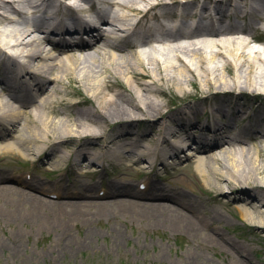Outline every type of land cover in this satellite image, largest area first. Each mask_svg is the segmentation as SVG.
<instances>
[{
  "label": "bare ground",
  "instance_id": "1",
  "mask_svg": "<svg viewBox=\"0 0 264 264\" xmlns=\"http://www.w3.org/2000/svg\"><path fill=\"white\" fill-rule=\"evenodd\" d=\"M4 1L0 0V39L11 50L0 49L5 76H0V85L17 67L22 88L16 85L17 98L0 93V225L54 232L49 250L65 253L92 245L98 231L91 224L102 218L114 222L109 226L112 245L126 238L119 218L122 223H164L221 246L232 264H255L241 243L221 231L225 217L220 209L203 214L204 202L176 190L174 184L166 187L149 180L140 187L132 179L115 176L106 181L74 179L53 191L57 198H48L38 191L50 192L53 186L15 173L3 161L27 152L57 170L66 162L77 168L85 163L97 167L104 157L118 164L132 157L144 169L157 160L165 164L169 157L173 162L180 151L189 149V163L182 168L192 166L194 172H189L194 179L200 176V185L236 199L228 203V210L243 224L264 230V45H252V38L264 31V0H58L50 16L36 20L33 29L28 18L19 21L2 13ZM125 9L134 17L125 16ZM150 10L166 15L146 19L157 22L150 25L156 43L138 24ZM173 16H178L179 33L164 29ZM191 16L216 19L212 24L218 27L198 25L199 32L191 34L185 25ZM229 16L234 21L225 25ZM16 23L20 24L13 30L7 28ZM61 29L65 36L55 38L54 32ZM236 32L239 35L232 36ZM176 34L182 41L174 38ZM188 84L198 87V101L170 115L195 118L201 112L208 118L197 125L165 122L164 105L155 95L170 88L187 98ZM69 87L82 97L68 98ZM141 117L153 119V128L147 130L151 134L138 129ZM128 137L133 139L127 141ZM195 137L200 147L192 146ZM62 143L74 148L65 152ZM79 225L87 227L81 236L73 232ZM15 232L14 244L0 240L1 250L20 254L24 232Z\"/></svg>",
  "mask_w": 264,
  "mask_h": 264
},
{
  "label": "rangeland",
  "instance_id": "2",
  "mask_svg": "<svg viewBox=\"0 0 264 264\" xmlns=\"http://www.w3.org/2000/svg\"><path fill=\"white\" fill-rule=\"evenodd\" d=\"M56 3H58V0H52L41 17H49L50 7ZM84 5L88 7L87 2H84ZM63 6L64 4H61L59 10ZM124 14L127 17L133 16L132 11L127 9L124 10ZM161 16L166 17V15ZM16 20L20 21L21 18ZM34 22L30 21L28 23L29 28L33 29ZM19 24L8 25L7 28L13 30ZM3 46L6 48L3 43L0 47L1 50ZM7 50L11 49L7 48ZM177 53L179 56L189 59L184 53L180 51ZM160 56H162V52L159 54ZM16 71L20 72L18 68H16ZM0 76H4L2 70H0ZM67 81L68 79L65 80V82ZM186 86L191 91V94L187 98H181L179 93L170 88H165L161 94L155 95L157 100L164 105L166 112L164 116L165 122H171V120L178 122L181 120L183 123L190 122L193 125H197L203 124L205 119L208 118V114L201 112L195 118L189 114L178 115L176 118L170 115L180 107L186 108L188 104L198 101L196 92L198 87L191 84ZM0 88H2L1 85ZM73 90L74 87L67 88L68 98L77 99L82 97V95L75 93ZM206 106L209 107L208 104ZM250 112L251 110L248 111V114ZM134 121H137V119H134ZM137 122L138 129H144V134L146 135L151 134L152 131L147 130L153 128V119L147 120L141 117ZM159 131V129H155L153 132L154 134H158ZM132 139L128 137L127 141H131ZM147 141L150 144L152 143V140L147 139ZM156 141H159V139H156ZM100 142L103 143L101 140ZM193 143L194 141L192 145ZM164 144L169 145L170 141H166ZM60 146L61 150L65 152L71 151L74 148V145L65 143L60 144ZM26 154L27 152H23V155H19V157L7 156L3 162L5 165L10 166L15 173L21 174L26 178H31L32 176L45 185L53 186L52 189L54 190L49 189L48 191L50 192L42 193L38 191L40 195L48 198H55L53 191H61L63 186H69L70 182L74 179L97 181L102 177L106 181L111 176H115L120 178L127 177L138 183V185L142 181L149 180L158 181L166 187H171L174 184L176 190L185 193L189 197L197 196L204 202L203 214L208 209L214 207L220 209L225 217V220L219 224L224 235L237 243H241L247 249L251 260L255 264H264V230L243 224L241 220L233 215L232 211L228 210V203H235L236 199L228 196L229 194L217 195L212 189L200 185V176L196 174L197 179H194L189 172H194L192 166H188L187 170H184L182 166L189 163L186 157L183 158L184 151H180V156L173 158V162L171 161V157H169V162L165 164L157 160L153 165L144 169L140 165H137L135 160L137 158L131 157L125 163L118 164L112 157H104L101 159V165L97 167H91L90 163H85L77 168L70 164V162H66L60 169L53 170L45 163L44 159L35 160L31 157L33 156L32 154ZM171 162L174 164H171ZM176 170L178 172L175 173ZM225 189L227 190V188ZM217 196L221 197L224 201L219 200ZM67 198L65 197L64 199ZM120 219L122 218H119L118 222L123 225L122 231L125 233L126 238H121L119 245H112L113 235L109 226L114 222L102 218L91 224L98 231V235L93 240L92 245L87 244L82 249L75 251L68 250L65 253H54L49 250L50 244L55 237L54 232L42 231L40 229L32 230L30 226L22 227L20 225L2 223L0 225V240L14 244L13 242L18 237L15 231L19 230L24 232L22 241L25 245L20 254H12L11 251L0 249V264H232L230 262V254L221 248V246L207 244L201 240V237L194 238L184 230L168 226L164 223L143 222L137 219H129V222L127 220L126 223H122ZM86 228L81 227V225L74 226L73 232L75 235L81 236L84 234ZM196 253L201 257H192Z\"/></svg>",
  "mask_w": 264,
  "mask_h": 264
}]
</instances>
